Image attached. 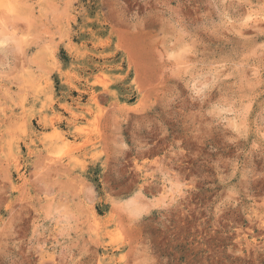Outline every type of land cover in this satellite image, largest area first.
<instances>
[{"label": "rangeland", "instance_id": "rangeland-1", "mask_svg": "<svg viewBox=\"0 0 264 264\" xmlns=\"http://www.w3.org/2000/svg\"><path fill=\"white\" fill-rule=\"evenodd\" d=\"M0 264H264V0H0Z\"/></svg>", "mask_w": 264, "mask_h": 264}, {"label": "bare ground", "instance_id": "bare-ground-1", "mask_svg": "<svg viewBox=\"0 0 264 264\" xmlns=\"http://www.w3.org/2000/svg\"><path fill=\"white\" fill-rule=\"evenodd\" d=\"M116 29V28H115Z\"/></svg>", "mask_w": 264, "mask_h": 264}]
</instances>
